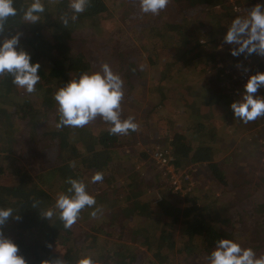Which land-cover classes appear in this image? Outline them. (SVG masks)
Wrapping results in <instances>:
<instances>
[{
	"label": "trees",
	"instance_id": "1",
	"mask_svg": "<svg viewBox=\"0 0 264 264\" xmlns=\"http://www.w3.org/2000/svg\"><path fill=\"white\" fill-rule=\"evenodd\" d=\"M42 2L45 12L40 21L31 24L23 20V10L31 0H14L18 14L9 17L5 31L0 34L2 40L20 33L18 48L30 54L32 63L40 64V81L31 94L16 87L11 76L0 77V208H12L13 214L20 217L19 220L10 217L0 231L18 246V254L26 264H41L42 260L58 256L67 264H76L86 255L96 264H174V260L189 264V258L197 256L206 263L215 242L222 238L252 248L258 256L264 254V175L258 177L254 170L244 169L245 173L240 171V175L245 180L239 181V172L228 175L225 161H217L215 155L218 139L227 142L225 136L228 137L229 131L224 125L228 118L235 119L230 104L239 99L243 88L240 94L221 98L219 89L205 79L191 86L187 84L192 72L209 69L221 48L227 53L236 47L223 41L236 15L229 0H170L159 15L141 13L139 0H90L85 12L75 22L69 20L67 27L60 17L63 13L71 15L70 0ZM176 8L192 16L175 19ZM219 17L230 20L220 25L216 21ZM104 20L111 25H124L133 39L148 31V59L152 67L160 63L164 54L169 56L159 73L149 76L151 96L158 101L153 109L144 108L141 118L149 122L152 113H158L171 100L181 106V120H172L165 114L156 122L159 129L151 135L162 134V144L152 147V151L136 154L132 145L137 143V137L130 132L110 135V125L103 120L97 130L92 128L93 122L83 128L56 127L59 117L53 93L70 79L78 78L81 72H90L91 63L83 51L88 48L89 37L94 40L100 36L98 31L104 30L100 27ZM165 39L170 48L164 46ZM177 55L181 56L182 65ZM256 56L241 54L234 59L246 65V59L254 62ZM136 67L143 70L145 65ZM130 71L126 74L140 75ZM206 98L215 99L214 112L217 120L221 117L220 127L210 114L212 109L204 101ZM169 119L175 123L166 133L163 131L169 127ZM19 129L25 131L26 143L21 141ZM157 149L169 150L170 163L177 174L189 166L190 175V166H199L221 188L222 196L199 197L198 190L191 188L188 181L183 184L184 193H172L169 175L151 161V152ZM135 159L150 166L138 172ZM70 162H75V167H70ZM120 166L128 172L122 182L127 188L124 201L112 177ZM98 171L103 173L102 183L107 188L93 192L99 183H92L90 177ZM69 177L85 182L96 205L82 210L71 229H65L58 214L48 221L40 213L53 207L59 193H67ZM155 190L160 196L166 193L171 198L183 194V204L176 205L162 195L156 202L161 209L160 219L151 203L142 200ZM34 202H38L36 208H32ZM97 209L94 220H89L90 213ZM239 217L247 220L246 229L239 227ZM136 218L147 226L151 223L150 229L145 227L148 236L140 232L144 227L129 226ZM86 219L89 223L82 227L80 223ZM91 243L95 246L86 248ZM135 243L152 253L153 259L147 252L137 254ZM49 244L51 247H47ZM61 248L65 249L64 254L59 252ZM168 255L173 256L172 260Z\"/></svg>",
	"mask_w": 264,
	"mask_h": 264
},
{
	"label": "clouds",
	"instance_id": "2",
	"mask_svg": "<svg viewBox=\"0 0 264 264\" xmlns=\"http://www.w3.org/2000/svg\"><path fill=\"white\" fill-rule=\"evenodd\" d=\"M170 0H139L140 11L143 14L159 15L169 5ZM90 0H70L68 5L71 15L61 14V22L67 27L69 20L75 22L78 16L85 12ZM239 11V10H237ZM45 12L42 0H31L23 10L24 22L35 24ZM18 10L14 7V0H0V34L5 31L9 17H15ZM20 33L10 38L0 40V77H12V83L31 94L36 91L40 81L39 63H32L29 53L18 48ZM223 41L235 45L231 55L236 57L256 54L264 57V5L256 4L246 11V15H237L227 27ZM239 67V65H237ZM247 71V69H245ZM123 80L114 73L109 64L101 65L100 71L81 72L78 78L70 79L53 93L57 104L58 123L56 127L83 128L97 118L109 124L110 135H128L139 129L134 117L121 119V102L124 97ZM264 87V73L257 72L250 75L243 86L239 99L230 104L235 119L247 124L264 117V96L256 95ZM75 167V162L69 163ZM102 172H96L91 177L92 183L103 182ZM70 185L67 193H59L53 207L40 213L48 221L58 214L65 229L77 222L80 213L86 207L96 205L95 197L88 193L87 185L82 179L67 178ZM38 202L32 204L37 207ZM12 208H0V226L12 217L19 220V215L13 214ZM90 215L96 217L97 212ZM51 247V245H47ZM18 246L4 236L0 231V264H26V260L19 255ZM208 264H264V254L257 256L252 248H244L233 240L222 238L215 242L214 249L206 257ZM41 264H67L61 257L42 260ZM76 264H96L91 256H83Z\"/></svg>",
	"mask_w": 264,
	"mask_h": 264
},
{
	"label": "rangeland",
	"instance_id": "3",
	"mask_svg": "<svg viewBox=\"0 0 264 264\" xmlns=\"http://www.w3.org/2000/svg\"><path fill=\"white\" fill-rule=\"evenodd\" d=\"M228 4L233 5L232 10L233 12H235L236 15H234L236 17L237 15H246V11L256 4L264 5V0H250L249 3H247L246 0H229ZM109 12L111 13V8H109ZM173 16L175 19H187L188 17L192 16V13L188 14L187 12H183L176 8ZM226 20L227 18L225 19L219 17L216 21H218V24L220 25H225L230 19H228L227 21ZM100 27L101 29H104L102 31H98L100 33V36H97L94 40H91L89 37L90 43L87 46L88 48L86 49V52L83 51V53L86 54L91 63L90 72L100 71L101 65L107 63L110 65L112 71L121 77L124 82V97L121 102V119H126L129 116H132L134 117L135 122L139 125L138 131L130 132L132 135H135L137 137V143L135 145H132V147L135 146L136 149H132L137 150L135 152L140 153L150 150L152 151V147L158 145L159 143L162 144L160 142L162 141V134H159V136L151 135L152 133L156 132L157 129H159V125L156 124V122L159 119L165 117V114L167 116H171L172 120H181V106L171 100H167V102H165V105L159 108L158 113H155L154 111L149 122H145L141 118L143 109H153L157 105L158 101V99L152 98L151 96L152 94L150 91V86L152 85V83L149 80V76L151 74L153 75V77L157 75L162 69V63L168 61L169 56L168 54H164L160 60V63L152 67V65L149 64L148 59V31L144 30L140 32V34L137 35L135 39H133L131 34L128 35V29L125 28L124 25H121L119 23L111 25L110 22L104 20L100 24ZM174 35L177 38V35ZM203 41L205 42L204 39ZM165 42L166 43L164 46L170 48L171 45L168 43L167 39H165ZM230 53L231 51H228L226 53L225 50H222L221 48L219 53H217V57L215 58V60L213 62H210L209 69L206 72L198 71L191 73L192 77L187 82L188 86L194 85L202 79H205L209 84L211 83L215 88L219 89L218 94L221 98H223L224 95L233 96V93L240 94V88H243L244 84L246 83H243V81L248 79V77L245 78V69H248V72L251 75H254L257 72L264 73V57L258 56L257 58L256 56L257 60L254 62H252L251 59H246V65H243L242 62L235 60L234 57L231 58L228 55ZM180 58L181 56L177 55V59L180 60V64L182 65L183 63ZM121 59H124V61H122ZM136 64L145 65V68L141 70L136 67ZM237 65H239V67H237ZM129 69L131 70L130 74H136L137 72V74L140 75L130 76L129 74H126ZM175 73L176 72H174L172 75L174 76ZM256 95L264 96V87H261ZM149 96L150 98H148ZM204 101L207 102L212 109L210 111L211 116L216 117L214 112V107L216 104L215 99L206 98V100ZM174 111H176L177 114ZM205 116H207V114ZM217 117L215 121L216 124L220 127L219 123L221 121V117H219L218 120ZM174 123L175 121L172 122L169 119V127H165L163 132H165L166 130V133H169ZM102 124V119H96L95 121H93L92 128L94 130H97V126ZM224 127L228 129L229 135L228 137L227 135L225 136V140L227 141L226 143H222L223 139H218L219 152L218 149L215 152V155H217V161H225L223 164L226 165V172L228 173V175H234L235 173L239 172V181L245 180L243 175H240V171L245 173V170L249 171L250 169L254 170L255 175H257L258 177H262L264 175V168L262 167L264 163V117H261L254 122H250L247 124L238 119L235 120L230 117L227 119ZM19 133L21 135V141L23 143H26L27 140L25 138V131H23V129H19ZM136 163V168H138L136 170H138V172L142 169L144 170V168H147V165L150 166L149 164L145 165V162L140 159H137ZM185 169H189V166H186ZM117 172L121 176L126 171L124 170L123 166H120L117 169ZM206 175L207 173L203 172V169H201L199 166H190V186L198 190L196 192V195L205 199H209L211 195L214 194L222 196L221 188L217 187L216 184L209 180L211 178H207ZM104 187L105 184L101 182L99 183L98 188L95 187L94 189H92V191L101 190ZM121 189H119V194L123 195L124 199L127 196V188L124 187L123 183ZM230 191L231 189L229 190V193ZM182 193H184V191ZM225 193L227 195L228 189L225 190ZM162 195H164V197L166 198L174 200L176 205H182V201L184 200L183 194H181L180 196L176 195L175 197L171 198V196L167 195L166 193H162L160 196L157 191L149 193L148 196H143L142 200L151 203L150 207H154V212H156V216L160 219L161 216H158V214L161 212V209L157 207L156 202L160 200ZM54 197H56V195H54ZM221 201L222 200H219V202ZM89 220H94V217H89ZM89 220L86 219L82 221L80 225L82 227H86V224L89 223ZM141 221V218H136V220L133 223L129 224V226L136 225L138 228L144 227L140 232H144L148 236V231L145 229L147 223ZM246 221L247 220H245L244 217H239L237 219V223L241 229L247 228ZM242 224H244L245 226ZM147 227L148 229H150L151 223H149ZM135 245L138 247L137 254L139 253V255H142L147 252L145 250V247L141 246L139 243H135ZM94 246L95 244L91 243L87 245L86 248H92ZM252 247L257 249L256 245H252ZM59 252H61V254H64L65 249L62 250L61 248ZM147 254L150 259H153L152 253L149 254L147 252ZM256 254L258 256L257 252ZM170 256L168 255V258L172 260L173 256ZM173 263L181 264V262L178 263L177 260H174ZM189 264L208 263H205L204 259L197 256L195 259L193 257L189 258Z\"/></svg>",
	"mask_w": 264,
	"mask_h": 264
},
{
	"label": "built area",
	"instance_id": "4",
	"mask_svg": "<svg viewBox=\"0 0 264 264\" xmlns=\"http://www.w3.org/2000/svg\"><path fill=\"white\" fill-rule=\"evenodd\" d=\"M248 69L245 71V78L249 77ZM151 161L158 166L159 168L163 169V172L169 175L170 180L168 181L171 186L172 193L177 194L178 192H183V184L188 181L190 184V178L188 175L189 169H184L179 174L176 173L175 168L171 165V156L169 150H155L151 152ZM191 187V186H190ZM192 188V187H191Z\"/></svg>",
	"mask_w": 264,
	"mask_h": 264
},
{
	"label": "crops",
	"instance_id": "5",
	"mask_svg": "<svg viewBox=\"0 0 264 264\" xmlns=\"http://www.w3.org/2000/svg\"><path fill=\"white\" fill-rule=\"evenodd\" d=\"M133 149H136V147L134 146V147H132ZM134 151H137V150H134ZM145 151V150H144ZM138 153H140V152H136V154H138ZM135 169H138V168H135ZM143 171V169L142 170H140L139 172H142ZM144 172V171H143ZM128 175V172H125L124 174H122L121 176L118 174V172H117V169L116 170H114L113 171V175H112V177L114 178V181H113V183H114V185L117 187V188H119V189H121L122 188V182H123V179L126 177ZM143 174L141 173V175L140 176H142ZM105 188H107V186H105L104 187V189ZM126 188V187H125ZM122 190V189H121ZM95 191H97V190H95ZM95 191H93V192H95ZM153 192H156V190L155 191H153ZM119 196H120V199L121 200H123V195H121V194H119Z\"/></svg>",
	"mask_w": 264,
	"mask_h": 264
}]
</instances>
